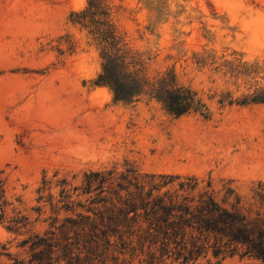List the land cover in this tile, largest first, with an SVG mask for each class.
I'll return each instance as SVG.
<instances>
[{"label": "rangeland", "instance_id": "1", "mask_svg": "<svg viewBox=\"0 0 264 264\" xmlns=\"http://www.w3.org/2000/svg\"><path fill=\"white\" fill-rule=\"evenodd\" d=\"M108 1L146 75L173 73L207 113L174 118L147 95L119 103L95 86L98 53L69 21L87 0H0V264H33L31 239L67 215L51 209L61 189L83 201L73 188L89 171L194 177L217 200L231 187L246 205L264 184V104L234 103L264 87V0ZM20 217L27 225L9 231Z\"/></svg>", "mask_w": 264, "mask_h": 264}, {"label": "trees", "instance_id": "2", "mask_svg": "<svg viewBox=\"0 0 264 264\" xmlns=\"http://www.w3.org/2000/svg\"><path fill=\"white\" fill-rule=\"evenodd\" d=\"M113 10L108 0H87L84 9L69 15L98 53L100 72L93 84L108 88L115 102L131 104L147 95L174 118L205 115L207 107L197 93L179 85L173 73L146 75L143 55L125 43ZM234 103L264 104V87ZM77 191L83 201H71L72 193L61 189L51 209L67 215L42 237L31 239V249H38L33 264H194L208 255H240L264 264V184L257 185L246 205L231 187H224L217 200L209 181L203 185L194 177L139 176L125 167L119 173L89 171L81 186L73 188ZM4 205L0 171V207ZM9 223L7 229L17 231L27 218Z\"/></svg>", "mask_w": 264, "mask_h": 264}]
</instances>
